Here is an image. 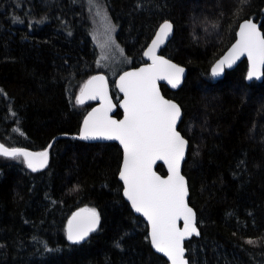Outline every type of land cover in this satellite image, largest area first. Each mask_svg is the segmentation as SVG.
I'll return each instance as SVG.
<instances>
[{
    "label": "trees",
    "instance_id": "trees-1",
    "mask_svg": "<svg viewBox=\"0 0 264 264\" xmlns=\"http://www.w3.org/2000/svg\"><path fill=\"white\" fill-rule=\"evenodd\" d=\"M94 6L116 27L130 67L144 63L142 53L163 21L173 25L160 54L187 76L177 91L160 87L181 107L178 131L189 143L182 173L200 231L185 242L189 263L264 264V71L261 82L246 83L243 60L222 79L210 75L241 21L260 19L264 35V0H96ZM92 20L86 0H0V142L32 151L52 143L41 171L21 157L0 156V264H167L122 198L120 148L72 137L95 105L76 99L100 73ZM108 82L117 103L120 95ZM156 170L165 175L161 165ZM79 208L94 209L99 226L86 242L71 245L66 224Z\"/></svg>",
    "mask_w": 264,
    "mask_h": 264
},
{
    "label": "snow or ice",
    "instance_id": "snow-or-ice-1",
    "mask_svg": "<svg viewBox=\"0 0 264 264\" xmlns=\"http://www.w3.org/2000/svg\"><path fill=\"white\" fill-rule=\"evenodd\" d=\"M93 3L94 0H89ZM246 3V0H241ZM172 24L160 25L152 44L144 56L152 61L138 71L126 72L120 77L119 88L124 94L121 107L123 120L108 116L111 101L108 100L106 82L103 76H94L81 89L77 103L85 98L101 101V107L94 109L84 121L79 139L103 138L117 140L123 146L124 159L120 179L124 182V195L132 208L141 213L151 225L153 247L163 253L171 264H186L182 241L196 232L194 213L185 202L187 189L180 174V162L184 157L186 141L176 129L181 115L180 108L164 99L157 87L158 80H166L173 88L181 82L184 69L159 57L157 49L172 32ZM239 39L228 54L212 69V75L219 76L227 65L231 67L241 56L249 61L248 78H260L264 69V35L251 21L240 25ZM0 156L24 157L27 166L36 171V163L43 167L47 162V151L29 153L18 148H7L0 144ZM162 160L168 166L166 179L158 176L153 164ZM86 219L75 227L69 222L68 240L79 243L95 230L99 217L94 209L82 210ZM81 216L77 213L76 217ZM73 217V220H76ZM184 221L183 230L176 222Z\"/></svg>",
    "mask_w": 264,
    "mask_h": 264
},
{
    "label": "water",
    "instance_id": "water-1",
    "mask_svg": "<svg viewBox=\"0 0 264 264\" xmlns=\"http://www.w3.org/2000/svg\"><path fill=\"white\" fill-rule=\"evenodd\" d=\"M247 21H251L252 23H254V24L257 26L258 30H259V31L261 32V34L263 35V32H262V30L260 29V22H261L260 19H259L258 21H254L253 19H245V20L241 21V22L239 23L237 29H236V32H235V39H234V41L229 45V47L224 51V53H223L218 59H216V60L214 61V63H213V64L211 65V67H210V75H211V78H212L213 80H219V79H222L223 76H224V73H225L226 71H231V70H233V69H234V68H235V67H236L241 61H243V60H245L246 63H247V71H246V75H245V81H246V83H250V82H252V81L261 82V81L263 80V71H264V69L261 70V71H262V75L260 76V78H256V77H253V78H251V79L248 78V71H249V67H250V65H249V61H248L246 55H245V56H241L240 59H238V60H237V61H236L231 67H228L227 65H225V66H224V69H223V72H222L219 76H215V77H214V76L212 75V69H213V67H214V66H215L220 60H222V59L228 54L229 50L232 48V46H233V45L237 42V40L239 39V35H238V33H239V30H240V25L243 24V23H245V22H247ZM165 22H169V23H171L170 21H167V20H166V21H163L160 25H162V24L165 23ZM171 24H172V23H171ZM160 25H159L158 28L156 29V31H155L153 37L151 38L150 42L147 44V46L145 47V49H144V51H143V53H142V59H143L144 63H142V64H140V65H138V66H136V67H131V68H128V69L122 71V72L116 77V79L114 80V88H115L116 92L120 95V98H119V100L117 101V103H115V102L113 101L112 97H111V94H110V87H109V82H108V79H107L106 75L103 74V73H96V74L90 76V77L84 82L83 86L81 87V89H82V88L84 87V85H85L90 79H92L94 76H103V77H104L105 82H106V87H107V96H108V100L111 101V105H112V109H111V111L108 112V116H109L111 119H113V120H117V121H120V120H123V118H124V109L121 107V105H122V103H123V100H124V94L120 91V88H119V86H118V85H119V82H120V77H121L122 75H124L126 72H134V71H138L140 68H142V67H146L147 65H149V64L152 63L151 60H149L147 57L144 56V52H145V51L148 49V47L152 44L153 39H155V35H156L157 31L159 30ZM172 26H173V25H172ZM173 32H174V28L172 27V32H171V34H170L169 37L166 39V41H165V42H164V43H163V44L157 49V53H156V54H157L159 57L164 58V59L170 61L171 63H173V64H175V65H177V66L183 68V69H184V72H183V74H182V76H181V82H180V84H179L177 87L173 88L170 84H168V82H167L166 80H158V81H157V87H158V89H159V91H160V95H161L164 99H166V100H168V101H170V102L175 103V104L180 108V110H181V107L179 106V104H178L175 100L170 99V98H167V97H165V96L163 95V93H162V91H161V87H160L161 85H164V86H166L170 91H177V90L183 85V83H184V81H185V78H186V76H187V69H186L184 66H181V65H179V64H177V63H175V62H173L172 60H170V59H168V58H166V57H164L163 55L160 54L161 49H163V48L168 44V42L171 40V38H172V36H173ZM81 89H80V91H79V93H78L76 99L80 96ZM89 102H93L95 105H94L92 108H90L89 111H88V112L85 114V116L83 117V119H82V121H81V123H80V127H79V132H78V134L75 135V136H72V137L75 138V139H79V136H80L81 130H82V128L84 127V121H85V119L89 116V114L92 113L94 109H99V108L101 107V101H100L99 98L94 99V100H93V99L85 98V99H84V102H83L82 104H80V103H78V104H79V105H83V104H86V103H89ZM116 109H118V110L120 111V117H116V116H115ZM182 116H183V112H182V110H181V115H180V118H179V120H178V122H177V125H176V129H177V131H178V125H179V123H180L181 120H182ZM178 132H179V131H178ZM179 134L182 136V134H181L180 132H179ZM182 137H183V136H182ZM183 138H184V137H183ZM184 139H185V141H186V146H185L184 157H183V159H182L181 162H180V174L184 177V180H185V186H186V189H187V196L185 197V202H186L187 206H188L189 208H191L192 211H193V213H194V226H195V228H196V232L192 233L190 236L186 237V238L182 241V246H183L184 249H185V251H184V257H183V258H184V260L186 261V264H190L189 261H188V259L186 258L185 242H187L188 240H190L192 237L198 238V237L200 236V231H199L198 226H197V223H196V221H197V220H196V212H195V210L190 206V204H189V202H188V198H189L188 182H187L186 177H185V176L183 175V173H182L183 164H184V161H185V159H186L187 150H188V146H189V143H188L187 139H186V138H184ZM80 140H82L83 142H86V143H115V144L120 148V150H121V161H120V166H119V171H118L117 178H118V181L121 183V195H122V198H123V200L129 205V208H130V210L132 211V213H133L135 216L141 218L142 221L145 223V225H146V227H147V237H148V241H149V244H150V247H151L152 251H153L155 254L161 256V257L166 261L167 264H171V261L168 259L167 256H165V255H164L163 253H161V252H158V251L153 247L152 242H151V230H152V229H151V225L149 224V222H148V220L146 219V217H144L141 213L136 212L135 209L132 208L131 202H130V201L127 199V197L124 195V182L120 179V171H121V169H122V167H123V159H124L123 146H122V145L119 143V141H117V140H107V139H103V138H99V137H98V138H95V139H87V140H85V139H80ZM0 144H2V143L0 142ZM51 144H52V143H50V144H49L44 150H42V151H32V150H30V149H26V148H20V147H8V146H5L4 144H2V145H4L5 147H7V148H9V149H11V148H18V149H21V150H23V151H26V152H29V153H33V154L41 153V152L47 151V153H48V156H47V162H46V164H45L43 167H41V166L39 165V162H38V161L35 162V163H36V168H37L36 171H41V170H43V169L47 166V164H48V161H49V149H50V147H51ZM1 157H5V156H1ZM5 158H10V157H5ZM21 158L23 159L25 165L27 166V163L25 162L24 157L21 156ZM157 165H161V166L163 167V169H164V171H165V175L160 174V173L156 170ZM27 167H28V166H27ZM28 169L32 170V169L29 168V167H28ZM152 170H153L158 176H160L161 178H164V179H166V178L168 177V175H169V172H168V166H167L162 160H158V161H156V162L153 164ZM85 209H86V208H79V209H76L75 211L72 212V214L70 215V217H69V219H68V221H67L66 229H65V236H66V240H67V242H68L69 244H71V245H79V244H82V243L86 242L87 239H88V238H89V237H90V236H91V235L97 230V228H98V226H99V222H98V224H97L96 227H95V230H94V231H91V232L88 234V236L85 237V239L82 240V241H80L79 243H73V242H71V241L68 240V228H69V222L72 221V222H73V226L75 227V225H76L78 222H80V221L86 219L87 214L84 213V212L82 211V210H85ZM89 210H90V209H89ZM77 213H81V216L76 217V214H77ZM96 213H97V212H96ZM97 215H98V213H97ZM73 217H76V220H73ZM98 217H99V215H98ZM176 227H177V229H179V230H181V231L183 230V228H184V221H183V219H180V220H178V221L176 222Z\"/></svg>",
    "mask_w": 264,
    "mask_h": 264
},
{
    "label": "rangeland",
    "instance_id": "rangeland-1",
    "mask_svg": "<svg viewBox=\"0 0 264 264\" xmlns=\"http://www.w3.org/2000/svg\"><path fill=\"white\" fill-rule=\"evenodd\" d=\"M86 2L93 13L89 36L97 53V68L101 71L100 73L106 75L107 79L114 81L122 71L130 68L131 58L124 53L116 40V27L104 12L94 6L96 0L93 3H90L89 0H86Z\"/></svg>",
    "mask_w": 264,
    "mask_h": 264
},
{
    "label": "bare ground",
    "instance_id": "bare-ground-1",
    "mask_svg": "<svg viewBox=\"0 0 264 264\" xmlns=\"http://www.w3.org/2000/svg\"><path fill=\"white\" fill-rule=\"evenodd\" d=\"M101 72V71H100Z\"/></svg>",
    "mask_w": 264,
    "mask_h": 264
}]
</instances>
